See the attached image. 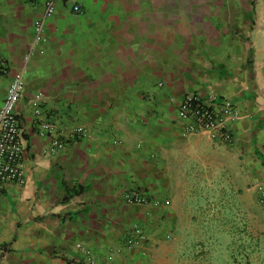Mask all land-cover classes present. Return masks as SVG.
<instances>
[{"label":"crops","instance_id":"crops-1","mask_svg":"<svg viewBox=\"0 0 264 264\" xmlns=\"http://www.w3.org/2000/svg\"><path fill=\"white\" fill-rule=\"evenodd\" d=\"M0 62V103L13 74L24 80V184L0 190V264L76 263L75 244L97 264H264L252 237L264 230V0H0ZM187 93L238 107L230 143L183 133ZM130 190L168 204H126ZM133 225L145 244L120 248ZM192 228L229 230L228 251L165 238Z\"/></svg>","mask_w":264,"mask_h":264},{"label":"built area","instance_id":"built-area-1","mask_svg":"<svg viewBox=\"0 0 264 264\" xmlns=\"http://www.w3.org/2000/svg\"><path fill=\"white\" fill-rule=\"evenodd\" d=\"M71 12L79 13L77 5H71ZM53 13L52 1H47L39 19L32 24V45L43 42V22ZM0 62V69H3ZM24 88L22 74L17 72L12 75L6 87L4 97L0 103V190L6 184L22 186L23 178V150L24 143L20 135L19 119L15 112V105L18 102ZM33 114L36 117L42 115L41 108L37 102L32 103ZM176 118L183 124V133L186 135L207 132L211 140L218 143H230L232 134L229 126L239 117L238 107L226 98H219L214 95L203 97L199 93L184 94L175 105ZM37 132L51 137L50 146L53 150H59L62 143L53 138L54 128L46 122L36 123ZM84 129L76 127L72 134L84 135ZM126 204L147 205L151 208L159 205L166 206L168 202L149 199L136 190H130L123 195ZM262 202V201H261ZM264 208V207H263ZM166 239L169 236H165ZM146 242V234L139 226L133 225L124 237L122 249H132L143 246ZM79 252V261L69 264H97L89 248L81 244H75ZM109 255L101 264H111Z\"/></svg>","mask_w":264,"mask_h":264},{"label":"rangeland","instance_id":"rangeland-1","mask_svg":"<svg viewBox=\"0 0 264 264\" xmlns=\"http://www.w3.org/2000/svg\"><path fill=\"white\" fill-rule=\"evenodd\" d=\"M258 202L262 208V210L264 211V197H263V192L259 191L258 196H257ZM262 201V202H261ZM197 236V237H208V238H216L218 242H216V244H206L205 246H203L205 249V251H228L227 250V246H228V238H229V230H214V229H206V230H202V229H196V228H192L191 230H175L173 231V233H169L168 236L169 238L166 239L168 241H170L171 239L177 238V242L179 237L181 236ZM252 237L256 238L258 240H260V244H261V248L264 249V230H257L254 229L253 233H252ZM255 247H257L255 245ZM175 250L176 248L179 249L180 246H174ZM253 252H258L257 250H253Z\"/></svg>","mask_w":264,"mask_h":264}]
</instances>
